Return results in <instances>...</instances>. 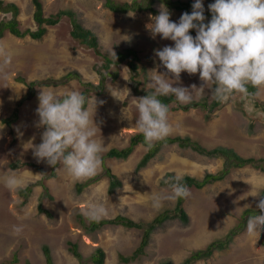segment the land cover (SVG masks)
<instances>
[{"label":"rangeland","instance_id":"rangeland-1","mask_svg":"<svg viewBox=\"0 0 264 264\" xmlns=\"http://www.w3.org/2000/svg\"><path fill=\"white\" fill-rule=\"evenodd\" d=\"M1 1L4 5L15 4L19 8L21 30L37 29L32 0ZM42 3L46 17L62 10L75 11L84 27L98 35L105 52L114 54L131 48L142 59L147 73L136 79L137 84L132 83L131 72L123 65L117 81L108 78L107 94H93L88 100L87 109L93 114V122L99 128L95 139L104 145L103 155L113 147H126L129 139L141 132L136 124L139 113L135 98L154 90L150 80L156 72L167 71L155 55V50L174 46V42L162 39L160 35L153 37L149 28L154 22L152 18L159 14L161 7H166L157 3L154 6L155 14H116L106 9L102 0H42ZM211 3L214 0H203L206 23L212 16L208 9ZM166 9L174 22H178L186 12ZM10 18L9 13L0 11V21ZM71 29L70 21L64 18L58 25L50 27L42 40L16 38L7 34L0 41V46L11 55L7 65L4 64V57L0 56V264H10L15 253L20 261L18 264H47L44 247L50 249L54 264H92L90 258L97 248L105 251V264H124L121 256L127 257L135 252L141 243L143 231L106 225L95 232H88L84 226H89L91 220L82 222L79 214L83 216L89 205L99 203L104 205L107 212L102 219L111 220L123 215L136 222L151 223L160 213L172 210L178 202L172 189L162 185L167 173L178 176L190 174L200 179L206 172L218 171L223 162L178 146H166L138 174L137 164L147 152L146 147L138 146L127 160L106 159V167L98 171L97 174L102 172V176L106 169H110L122 181L123 187L112 195L108 194L107 178L84 193L77 194V179L62 164L58 170L59 176L47 181L48 178L41 175L38 168H43L48 176V164L46 161L38 162L32 148V145L42 142L44 131L38 126L36 113L40 92L54 91L64 96L73 90L79 91L83 82L77 80L66 81L63 86H51L71 72L80 73L85 82H100V76L93 68L98 63L96 55L73 41ZM190 34L195 36V30ZM168 79L173 86L190 87L195 84L200 87L203 83L198 73L189 75L182 72L178 82L172 76ZM22 80L26 83H22ZM31 82H39L33 95L27 85ZM212 87L209 83L202 94L194 91V98L187 105L175 98L168 114L171 132L167 137H190L208 149L232 146L239 150L242 148L244 155L247 152L254 153L257 159L264 157V87L259 88V92L247 101L242 100L246 98L245 95L234 94L223 101L225 104L219 112L209 117L212 107L207 105L202 108L195 104H200L205 96L213 101L209 91ZM239 100L244 105L240 106ZM16 109L17 121L11 126L4 124L3 120L13 116ZM13 173L22 182L18 189H10L5 182L6 177ZM40 180H44L50 188L52 197H45L43 208L51 216L38 211L40 197L44 194L42 187H34L27 198L21 195L26 186ZM263 189L264 173L254 167L236 171L223 184L201 190L189 189L191 194L184 202L190 217L189 224L183 225L175 220L158 228L152 234L144 255L130 264H182L192 251L205 249L210 242L226 236L237 224L245 207H256ZM154 194L162 198L159 208L151 203ZM14 225L23 227L19 235L13 232ZM263 239L264 231L257 235L246 230L234 239L227 250L196 264H264ZM74 242L78 243L84 256L82 263L68 251V244Z\"/></svg>","mask_w":264,"mask_h":264},{"label":"clouds","instance_id":"clouds-1","mask_svg":"<svg viewBox=\"0 0 264 264\" xmlns=\"http://www.w3.org/2000/svg\"><path fill=\"white\" fill-rule=\"evenodd\" d=\"M208 9L212 13V16L210 21H208L207 23L205 22L206 17L204 14L205 9L203 5V0H195V2H193L192 5L191 13L184 12L180 16L178 22H174L170 20V12L164 7H161L159 14L152 18L154 22L151 24L149 28L153 37H155L156 35H160L162 39H168L173 41L174 46H164L162 49L155 50V55L159 57V60L161 61L162 65L167 71L165 73L156 72L152 76L150 80V84L154 90L151 94H147L145 96L143 95L142 97L135 98L137 101L136 107L139 113L138 119L136 120V124L139 130L141 131L136 134L142 133L144 135L145 144H146V145L138 144L136 147L144 146L147 148V152H148V150L153 147L154 142L165 141L164 138H166L171 132V126L168 121V114L172 110V102H174L175 98L181 104H185V105L190 104L194 98V91H199L202 94L206 86L209 83H211L213 87L209 89V91L211 92V95L213 96L214 100L213 101L209 100L208 97L205 96L204 98H202V100L207 102L206 106H202V100L200 104H195V105H201L202 108H206L207 105H209L210 108L212 107V104L214 103L215 99L218 102H221L220 106L214 108L212 107L213 110L211 112L209 111L210 113L208 114V116L211 117L212 113L216 114L222 109V107L225 104V103L223 104V101L227 100L229 97L233 96L234 94L236 95L240 93L245 95L246 98L244 97L242 98V100L244 101H247V99H252L256 94L253 95V93H249L248 91L249 85L258 89V92H259V88L264 87V0H214V3L208 5ZM137 13H143V12H137ZM191 30H195L196 32L195 36L190 34ZM101 48L103 52H105L102 46ZM84 49L90 50L95 54V52L91 49L88 48H84ZM114 54H110V55H114ZM0 56L4 57L5 65L10 63L11 55L7 53V51L2 46H0ZM97 59H98V63H96L93 68H94V72L98 76H100V74L97 71V68L98 67L100 68L102 66V62L100 58L97 57ZM99 63L100 65H98ZM182 72H186L189 75L198 73L200 80L203 82L202 85L200 87H197L195 84L191 85L190 87L173 86L174 84L169 82L168 79L169 76L174 77V80L178 82L180 80V76ZM66 76L60 82H56L60 84L55 85V87L63 86L64 84H66ZM80 77L81 79L79 81L77 80L78 82L91 83V82H85L81 74ZM100 81H101V76H100ZM99 84L100 82L98 84H93V85H99ZM108 86L109 84H107L105 94H107L108 92L109 89ZM81 91L82 89H80L79 91L73 90L64 96L57 95L54 91L40 92L38 96L39 105L36 109V113L39 117L38 126L44 128V131L42 132L41 135L42 142L38 145H32L33 155L35 158H37L38 162L39 161L47 162L49 167L48 176L51 174L52 171L56 172L55 178L50 177L46 180L48 181L51 179H56L59 176L58 170L60 165L62 164L67 169L69 174L77 179L76 180L77 194L84 193L86 189L95 185L104 178H107L105 176L107 169L105 170V173L102 174V176H100L102 172L99 174L97 173L101 168L103 169L104 167H106L104 164L106 159H115V158H105V155L111 149L116 148L113 147L109 149L103 155L104 145L95 139L97 130L99 128L93 122V114L90 113L89 110L87 109L89 105L88 98L83 93H81ZM161 95H165V96L174 95L173 101L169 104V107L167 104L163 103L158 98ZM87 102L88 104L86 107L85 105ZM93 103L95 104V108H96L97 101L95 98ZM238 104L240 106L244 105L241 100L238 101ZM132 137L129 139L128 145L126 147L116 148V149H124L130 146ZM181 138H186V137H181ZM195 142L198 143V141ZM166 146H178V145L170 144ZM202 147L209 151L214 149L224 148L228 151L233 152L234 154L236 153L242 159L245 160L255 159V158L257 159V157L254 156V153L246 152L247 155H244V153L241 152L242 148H240L239 150L232 146L230 147L217 146L212 149H208L205 146ZM163 148H161L160 151ZM181 149L191 150L192 152L199 154L198 152L189 148H181ZM159 152H157L155 157L152 160H150L148 164L157 157ZM201 156H204L209 159H221L223 162H221V166L219 167L218 171L206 172L205 175L200 179H203L206 176V174L216 175L221 171L227 172L229 169V173L225 176L224 180L218 181L211 185H207L206 187L213 186L218 183L223 184V182L230 179L231 176L238 170L245 168H253V166L249 164L243 165L242 167H236L235 165H232L231 164L232 160L229 158V155L227 156L220 155L217 157H209L207 155H201ZM116 160H123V159H116ZM257 160L264 161V157H259ZM148 164L142 169L138 170L137 169L139 165L138 163L136 167V172L138 174L141 173V171L145 169L148 166ZM56 165L57 167L53 170L51 166H56ZM261 165H264V162H261ZM254 169L257 168L254 167ZM39 172L41 173V175L43 174L44 177L46 178V175L43 173V171L39 169ZM167 174H174V176H176L174 180L171 182V189L174 198L179 199V198H187L188 196H190L191 193L189 188L187 187L186 184L181 183V180L185 176H191V177H195V176H192L190 174L182 175V176H178L176 173H167ZM97 177H101V179L96 183H92L93 179ZM164 177L162 181H164ZM107 179L109 180V178ZM5 182L7 187H9L10 189H18L22 185L21 180L17 177L15 173L7 176ZM86 183H90L91 185L85 186ZM36 186L42 187L44 193L40 197V201L38 204V211L40 214H46L40 212L39 206L41 204L43 207V201L45 197H52V196H50V188L48 187V185H46L44 180H40L35 184H29L22 191V193L25 196H23V194L21 195L25 198L29 197L33 193V188ZM109 186H110V180H109ZM122 187H123V183H122ZM108 194H109V188H108ZM161 199H162L161 196L158 194L152 195L151 203L153 207L155 208L161 207ZM246 208H251V207H245L241 211L240 215ZM253 208H257L259 214L250 216L248 218L246 230L249 233H255L259 235L261 231H264V197L260 196L259 200L256 203V207ZM173 210H175V207L172 210H166L160 213L158 216L167 213V211L172 212ZM106 214H107L106 208L104 207L103 204L94 203L89 205L83 216L79 214L81 216L82 222H86V220H91L89 226L88 224L84 226V230L88 231V227H91L93 223H98L103 220H108V219H102ZM119 217H125L131 219L123 215L117 216L116 218ZM155 219H153L151 222H153ZM175 220H179V219L176 218L170 221H175ZM189 222H190V217H189ZM140 223L146 224L144 222H140ZM166 223H164L163 225H165ZM147 224L145 226H147ZM107 225H111V224H107ZM114 226H120L129 230L143 231L141 229L127 228L122 225H114ZM22 231H23L22 226H15V225L13 226V232L15 234L19 235ZM74 244L78 246V251H80L78 243L74 242ZM68 245H69L68 251L70 252L71 251L70 244ZM72 256L77 261H79L73 255V253ZM19 262L20 261L18 260L17 254L15 253L14 260L10 264L12 263L18 264ZM132 262L133 261H131L130 263ZM130 263H124V264H130Z\"/></svg>","mask_w":264,"mask_h":264},{"label":"trees","instance_id":"trees-1","mask_svg":"<svg viewBox=\"0 0 264 264\" xmlns=\"http://www.w3.org/2000/svg\"><path fill=\"white\" fill-rule=\"evenodd\" d=\"M104 1V6L112 13L116 14H128V13H136V12H151L155 14L157 11L154 6L158 4H163L169 10H177V11H186L191 13L193 2L188 0L186 2L181 0H132L131 2H125L120 0H102ZM34 5V21L37 26L35 31L30 29L21 30L20 23L18 21L19 16V8L15 4H6L0 0V11L4 13H9L11 15L10 19L0 21V41L10 34L17 38H25L30 37L34 40H42L48 32L50 27H54L58 25L64 18H67L71 24V37L73 41H75L79 46L91 49L95 52L96 56L101 59L102 66L97 68L98 73L101 76V81L99 85H93L91 83H83L82 84V91L88 100L92 97L93 94L97 96H104L106 93L107 87V80L111 78L112 81H116L120 76L121 66L127 67L128 70L131 72L130 79L134 84L138 83L136 80L140 75H146V67L142 64V59L139 57L136 50L127 48L123 51H119L114 55H110L109 53L103 52L99 37L91 31L84 27L82 22L79 20L77 14L73 10H62L59 11L57 14L50 15L49 17L45 16L44 8L42 0H32ZM212 15V13H211ZM193 30H191L192 32ZM80 74L78 72H71L67 74L66 81L71 80H80ZM140 82V81H139ZM22 83H26L25 80H22ZM39 84V82H31L27 85L30 88L31 95L34 93V89ZM60 83L53 82L51 85H59ZM249 93H253V95L257 94L258 89L252 87L251 85L248 86ZM153 90L144 92V96L147 94H151ZM173 96H165L161 95L158 98L165 104L168 105L173 101ZM252 97V96H251ZM204 100H202V106H206ZM88 102L86 103L87 107ZM127 105V103H125ZM221 105V102H218L216 99L212 104V107H218ZM18 119V109L13 114V116L6 118L3 120L4 124L11 126L15 121ZM138 144H145V138L142 133L135 134L130 142V146L124 149H116L113 148L108 151L105 155V158H115V159H127L134 151V148ZM170 144H177L180 148H189L201 155H207L209 157H217V156H227L232 160L231 164L235 165L236 167H242L243 165L249 164L253 167L260 169L264 173V165H261L260 161L255 159H242L236 153L234 154L231 151H228L224 148L214 149V150H207L199 145L197 142L191 140L189 137L186 138H169L167 137L164 142L156 141L151 149L144 155L138 165V170L145 167L150 160H152L157 152L160 151L166 145ZM58 165V164H57ZM56 166H51L54 170ZM41 171L44 172V169L39 168ZM229 173V169L227 172L221 171L216 175L206 174L203 179H198L191 176H185L182 178L181 183L186 184L189 189H203L207 185H211L218 181H222L225 179V176ZM46 175V174H45ZM105 176L110 180L109 186V194H113L119 188L122 187V182L118 177H116L110 169L106 170ZM55 178L56 172L52 171L49 176L46 175V178ZM176 176L174 174H167L164 177V181H162V185L171 188V182L174 180ZM101 177H97L93 179L92 183H96L99 181ZM91 185L90 183H86L85 186ZM23 196H25L23 194ZM261 197H264V189L261 192ZM186 198H179L177 205L175 206V210L172 212L164 213L158 216L153 222L146 224L135 222L131 219L125 217H119L114 220H103L98 223H93L91 227H88V231L94 232L104 225L111 224V225H122L127 228H135L143 230V238L142 242L139 247L135 250V252L128 257L122 256V262L130 263L131 261L136 260L141 255H144L145 248L148 246L152 233L160 228L164 223L172 220V219H179L183 224L187 225L189 223V216L184 207V202ZM39 210L41 213H46L48 216L51 214L44 210L42 205L40 204ZM259 211L257 208H246L242 214L239 216L237 224L228 232L226 236L223 238H218L212 241L205 249H199L196 251H192L190 255L185 259L182 264H196L200 261L208 260L209 258L213 257V255L219 251L226 250L229 245L234 241L236 237L241 235L247 228V221L250 216L258 215ZM264 245V240L261 243ZM71 252L73 255L81 261L82 263L83 255L78 251V246L76 244H71ZM44 254L46 257L47 264H54L51 257L50 249L44 247ZM106 254L102 248H98L95 253L91 256L90 260L92 264H104ZM16 261V259H15ZM13 264V263H12ZM163 264H171V263H163Z\"/></svg>","mask_w":264,"mask_h":264}]
</instances>
